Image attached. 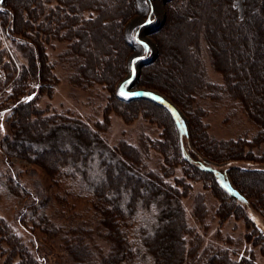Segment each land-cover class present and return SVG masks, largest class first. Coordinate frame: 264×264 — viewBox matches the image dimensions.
<instances>
[{"label":"trees","instance_id":"trees-1","mask_svg":"<svg viewBox=\"0 0 264 264\" xmlns=\"http://www.w3.org/2000/svg\"><path fill=\"white\" fill-rule=\"evenodd\" d=\"M136 8L135 0L0 2V91L11 100L9 129L0 142L3 152L43 167L52 178L57 201H89L111 245L107 252L97 244L91 249L89 229L71 230L63 249L75 264H256L252 251L234 258L222 246H201L182 198L195 196L193 213L204 221L205 193L193 189V182H201L221 202L216 210L219 221L242 217L251 228L246 240L264 254V234L240 202L246 200L264 220V152L253 150L264 141V0L166 1L163 24L152 32L157 53L142 65L138 85L158 90L185 115L190 141L185 150L168 107L147 95L124 98L118 93L129 71L126 59L134 51L124 28ZM52 40L67 42L61 62L72 61V80L108 90L104 118L110 112L130 122L143 117L160 126L161 135H141L136 146L121 140L109 149L100 134L105 121L92 128L78 117L39 107L38 97L50 96L58 79L47 51ZM205 48L211 65L223 76L222 84L207 77V60L200 54ZM241 75L245 78L240 81ZM223 95L240 103L260 127L252 139L219 141L208 131L202 120L207 111L195 104L196 97L219 101ZM6 107L0 102V109ZM151 151L160 155L155 168L150 165ZM240 158L261 167H229L231 186L226 188L208 162ZM4 177L9 192L23 203L17 223L25 233L37 237L39 229L47 239L58 236L38 212L34 192L12 169ZM34 242L0 217L4 264H50Z\"/></svg>","mask_w":264,"mask_h":264},{"label":"rangeland","instance_id":"rangeland-1","mask_svg":"<svg viewBox=\"0 0 264 264\" xmlns=\"http://www.w3.org/2000/svg\"><path fill=\"white\" fill-rule=\"evenodd\" d=\"M2 1L0 0V2ZM135 1L137 6L136 12L126 22L124 28L128 41L134 46V51L126 59L125 64L128 65L129 71L126 77L119 83L117 88L118 93L124 98L147 95L168 107L176 119L178 129L180 130L182 148L185 150L187 147H190L186 131L187 118L185 115L167 97L156 92L158 90H146L148 89L146 86L140 87L138 85L142 65L152 60L157 53V43L152 38V32L163 24L167 0H152V4L148 0ZM145 45H147V49H145ZM66 46L67 42L65 40H52L48 43V55L50 61L55 62L54 74L58 79L50 96L41 94L38 97L36 104L39 107L48 113L78 117L91 125L92 128H94L95 124L103 126L105 121L106 123L102 127L100 134L109 149H112L121 140L136 146L139 143L141 135H149L152 139L158 138L161 135L162 128L143 117H137L130 122V120L127 121L119 117L117 113L110 112L108 119L104 118V108L109 97L108 90L99 84L92 86L77 84L78 81L72 80L69 77L73 72L70 69L72 61L69 60L68 64L61 62L63 59L62 53L65 51ZM200 54L206 57L205 59L207 60L206 73L208 79L217 84H222L223 76L211 65L210 60L207 58L206 48ZM237 78L241 81L245 78V75L238 76ZM122 89L126 95L120 94ZM10 101L0 91V102H3V105L7 106L5 109H0V142L9 129L6 120L11 114L9 108ZM255 103L257 102H254L253 108H257V104ZM195 104L202 105L207 111V113L205 112L202 115V120L208 125L210 134L219 141L241 137L252 139L260 131V127L249 119L240 103L229 99L226 95H223V99L219 101L198 96L196 97ZM253 150L257 153L264 152V141L255 145ZM150 155V165L155 168L158 166L160 155L155 151H151ZM208 164L216 170L220 182L226 188L231 186L227 176L229 167L235 169L238 167H261V164L259 165L256 161H247L241 158L226 162H208ZM8 168L12 169L13 175L18 176L26 187L34 192L36 202H39L38 212L45 215V222L51 223L50 225L57 229L58 236L47 239L39 234V229H36L37 237H32L27 235L25 230L19 226L17 219L22 214L24 207L22 201L9 192L7 181L4 177ZM51 183L52 178L47 175L43 167L24 159L16 157L8 158L4 154L0 144V217H3L14 228L21 231L26 240L35 241V245L40 244L39 248L43 249L46 253L50 264H75L65 249H63L64 238H68L67 236H70L73 229H89L90 237L88 245L90 248L92 249L97 244L105 249L104 252L109 251L111 243L104 238L102 234L104 231H100L99 217L93 215L89 201L82 198H79V200L70 198L64 202H59L56 199ZM193 189L205 193L208 214L204 217V221L198 219L195 213H193V197H195L193 194L182 198V202L188 223L202 239L201 246L206 247L211 244L222 246L227 248L232 253L231 256H235L234 258L248 256V253L252 251L256 264H264V254L261 253V247L259 245L255 246L251 241L246 240L245 235L251 229L247 222L242 217H229L226 221H219L216 216V210L221 202L217 199L216 194L209 188H202L201 182H193ZM196 194L197 192L194 195ZM240 202L247 206L249 215L255 220L258 228L264 234V220L261 214L250 208L246 200L241 199ZM29 217H31V214L27 213L26 219H29ZM188 237L190 236H187V239ZM4 260L5 256L0 251V264H4ZM120 264L127 263L121 262Z\"/></svg>","mask_w":264,"mask_h":264},{"label":"snow or ice","instance_id":"snow-or-ice-1","mask_svg":"<svg viewBox=\"0 0 264 264\" xmlns=\"http://www.w3.org/2000/svg\"><path fill=\"white\" fill-rule=\"evenodd\" d=\"M144 47H145V49H147V45H145ZM120 94L121 95H126V93L123 91V89L121 90ZM29 99H31V98H29Z\"/></svg>","mask_w":264,"mask_h":264},{"label":"water","instance_id":"water-1","mask_svg":"<svg viewBox=\"0 0 264 264\" xmlns=\"http://www.w3.org/2000/svg\"><path fill=\"white\" fill-rule=\"evenodd\" d=\"M31 97H33V96H31Z\"/></svg>","mask_w":264,"mask_h":264}]
</instances>
